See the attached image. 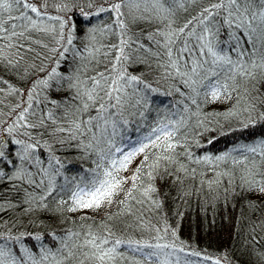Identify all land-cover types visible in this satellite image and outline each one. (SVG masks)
I'll return each mask as SVG.
<instances>
[{
	"label": "trees",
	"instance_id": "trees-1",
	"mask_svg": "<svg viewBox=\"0 0 264 264\" xmlns=\"http://www.w3.org/2000/svg\"><path fill=\"white\" fill-rule=\"evenodd\" d=\"M28 2L38 7L42 15L36 16L35 13L25 10L27 15L36 21V27L33 28L27 19L16 20V31L23 32L24 35L11 37L9 34L8 38H0V77L12 87L23 89L30 87L32 81L44 76L41 68L45 71H50L52 67L57 68L58 76L50 80L47 87L41 86L35 90L32 110L36 112V116H29V119L38 124L41 114L47 117L51 113V119H46L44 126L33 133L40 142L36 156L42 163L37 167L47 169L50 175H55L54 170H58L59 175H55L57 190L45 201L48 210L38 209L35 201L31 204L26 202L27 193L30 192L36 197L42 195V191L31 188L26 183L0 179V237H20L19 241L9 240V246L14 252L21 246L29 249L36 260H40L43 246L51 250L44 253L49 259L43 264H56V260L61 259L57 250H63L62 239H65L69 232H80L82 228L89 227L96 230L101 222L108 223L106 218L111 217L109 226L113 227L116 236L123 240L172 243L170 235L160 241L154 239L158 235L155 228L163 229L166 225L175 230L178 236L174 248L164 249L159 257L152 260L144 259L145 253L151 249L141 252L136 250L135 245L131 248L122 246L120 251L123 252L124 259L119 260L118 264H135L141 260H144V264H159V261L164 259L170 264H214L217 258L221 259V264H264V198L246 191L239 183L245 167H251L252 161L260 164L259 155L247 152L246 148L258 147L264 141V120L259 117L260 113H264V73L257 71L255 79L251 81L238 78L239 91L232 92L231 99L212 101L210 95L205 96L206 90L200 85L199 78L192 76L184 62H181L180 72L188 75L178 74L174 68L165 67L168 63L166 57L161 59L153 55L158 49L148 37L158 28L165 29V23L154 18L133 22L132 15L155 16L151 0H148V3L139 0V9L131 10V14L127 7L122 8L121 11L125 14L123 19L127 25L123 38L129 40L131 51L125 49L130 58L118 64L117 68L123 69L127 76L140 78L142 82L125 86L127 104L123 116L116 114L118 109L110 107L101 115L108 119L109 132L112 131V122H116L115 135L111 138L119 147L125 145L128 139L137 133L147 135L150 128L160 122L183 119L185 123L179 132L182 147L176 148L178 155L174 156V162L161 161L160 169L154 173L156 179L153 186L157 193L153 194L152 199L158 202L159 207L136 192L133 195L138 203L129 201L121 206L119 201L124 200V196L120 195L111 206L99 210L71 212L68 211L70 204L65 206L59 203L61 199H69L67 192L59 191L60 186L71 184L73 178L86 175L88 170L95 167L94 161L98 159L99 150L107 148V145L93 141L92 132L99 136V129L96 128L92 129V132H85L84 135L74 133L75 138L70 135V132L74 131L73 119L87 120L89 115L97 116L96 108H91L88 113L82 115H73L80 102L73 99L77 88L70 87V83L77 85L83 92L92 87L90 77H97V73H106V70L112 68L115 50L111 45L119 43L120 28L115 24L116 14L111 11L99 12V7H107L115 0ZM63 2L69 4L71 12L58 11L56 6ZM214 2L215 0H195L193 3L186 0V10L179 9L176 12V25H183L186 20L197 16L203 8ZM89 3L93 5L92 8L88 7ZM80 8L92 14L84 17L80 14ZM11 14L18 15L16 11ZM55 16L71 18L75 25L73 45L60 41L59 22L51 19ZM4 18L7 19V16ZM218 27L219 33L214 40L217 50L230 53L232 58L236 59L235 54L231 53L232 42L229 35L234 30L227 25ZM53 28L55 31H52ZM194 43L195 38L189 42V46ZM141 44L143 49L139 48ZM179 46L178 44L177 47ZM65 47L68 48L65 55L57 57L54 50H63ZM194 58V55L185 56L183 60L190 64ZM54 59L59 60L58 65L53 62ZM8 60L12 61L11 66L8 65ZM224 71L227 72V66ZM111 75L115 77L116 73ZM69 77L72 78L71 81ZM225 78L224 75L220 77L222 83ZM185 80L189 83L185 84ZM191 80H197V83L193 85ZM145 84L150 85L154 91L146 89ZM0 88L3 89L0 91L2 123L12 114V109L20 103L21 98L11 94L7 85L0 84ZM193 88H196L199 94L193 91ZM193 99L196 104L192 103ZM137 100H140V104L136 103ZM251 103L256 104V110L251 113L250 122L243 110ZM230 109H233L236 115L228 116ZM141 112L143 116L139 115ZM124 119L129 121L127 125L122 124ZM100 123L103 126V121ZM58 128H64L66 131H56ZM15 138L25 139L23 136ZM90 143L91 147H85ZM185 151L191 153V158L185 156ZM149 152L151 165L161 153L152 154L151 150ZM226 154L229 155L224 161L196 162L197 158L204 156ZM245 155L249 157L247 165L232 163L233 159L240 160ZM57 159L60 161L59 165L55 163ZM142 159L143 154L135 157L124 174L131 176ZM2 167L3 164L0 163V168ZM11 167L9 165V169ZM31 171L35 172L36 168ZM220 173L231 174V184L226 183L229 175L219 176ZM36 179L46 182L48 177L40 173L36 175ZM143 179L144 185L147 186V176ZM217 180L219 183H216ZM159 235L164 236L163 231ZM36 236L41 239H35ZM82 239L81 235L79 240L65 239V242L71 245L82 242ZM53 253L56 254L55 257ZM21 254L27 260V254ZM209 257L211 259H208ZM28 264H31V261H28Z\"/></svg>",
	"mask_w": 264,
	"mask_h": 264
},
{
	"label": "snow or ice",
	"instance_id": "snow-or-ice-1",
	"mask_svg": "<svg viewBox=\"0 0 264 264\" xmlns=\"http://www.w3.org/2000/svg\"><path fill=\"white\" fill-rule=\"evenodd\" d=\"M148 3V0H144ZM195 2V0H191ZM186 0H151L152 11L155 13L154 17H137L132 15V20L135 22L139 19H158L165 23V29H157L155 33L148 37L151 43L155 44L158 51L153 55L161 59L167 58L168 63L165 67L174 68L178 74L188 75V73L180 72L181 62H184L190 69L192 76L199 78L200 85L206 90L205 96L211 97L212 101L222 98L231 99L232 92L239 91L237 79L247 78L249 81L255 79V73L260 71L264 73V0H215L210 3L208 7L203 8L197 16L192 19L186 20L183 25H176L174 19L177 10L185 9ZM47 5L45 4L44 7ZM89 3L88 7L92 8ZM58 11L71 12L72 8L69 7L67 2H63L56 6ZM127 7L130 10L139 9V0H115L107 7H99V12H114L116 14L115 24L120 28L119 43L111 45L115 50V62L110 70L106 73H97V77H90L89 81L92 85L91 89H86L83 92L77 85L71 84L70 87H76L77 91L74 100L80 102L79 107L74 109L73 115L88 113L89 109L96 108L97 116H88L87 120L73 119V132L84 135L85 132H92V129H99V136L92 132L93 141L96 144H106L107 148H101L97 153L98 159L94 161L95 167L88 170V173L79 178H73L71 184H64L60 186V192H67L69 195L68 200L61 199L59 201L62 205H71L68 211L76 212L86 209L99 210L105 206H111L116 198L120 195L124 196V200L119 201L121 206H124L129 201L138 203L135 196L139 192L142 197L150 200L153 204L159 207L157 201L152 199L153 194L157 193V189L153 186V181L160 169L161 161L168 163L174 162V156L178 155L175 150L177 147H182L179 132L183 127L185 121L169 120L167 123L160 122L157 126L150 128L147 135L142 139L136 141L134 144L125 148L119 147L112 140L115 135L116 122H112V131L109 132L107 124L108 119L102 116L108 110V107L114 110H119L117 115L123 116L125 105V86L136 82L141 83L140 78L136 76H127L123 69H118L117 65L127 61L130 57L126 54L125 49L131 51L129 40L124 39L127 31L125 23L124 12L122 8ZM35 13L36 16H41L42 13L38 7L28 2V0H0V38L23 36V32H17L18 25L16 20H29L33 28L36 27V21L32 20L27 15V12ZM16 11L18 15L13 16L11 13ZM80 14L88 17L92 13L85 12L80 8ZM98 14V13H97ZM7 16V19L4 17ZM59 22V39L66 41L67 45H73L75 25L72 23L71 18L65 16L51 17ZM195 25V27H193ZM218 25H227L234 31L231 32L230 40L232 42L231 53L235 54L236 59L232 58L230 53L223 50H217L214 43L215 37L219 33ZM65 29H68L66 32ZM199 29V31H197ZM55 31V28L52 29ZM94 31V30H90ZM159 37V39H157ZM195 38V43L189 46V42ZM180 45L177 47V45ZM143 49V44L139 45ZM151 51V49H144ZM56 51L57 57H63L68 51V48ZM98 51V50H97ZM191 63L188 64L184 61L185 56L192 57ZM56 65L59 64L58 59L53 61ZM8 65H12V61H7ZM227 66V72L224 69ZM44 76L31 82L30 87L18 89L14 88L0 77V84L7 85L11 94L19 95L21 100L13 109L12 114L8 119L0 123V163L3 167L0 168V179L8 182L18 181L26 183L31 188L42 191V195L32 196L29 192L27 203L31 204L35 201L38 209L48 210V205L45 201L53 196L57 190L55 184V175H59L58 170H54L55 175H50L47 169L37 167L42 162L36 156V149L39 147L40 142L36 139L33 133L37 132L39 128L44 126L46 119H51V113L47 117L41 116L38 118L39 123L30 121L29 116H36V112L32 110V102L36 95L35 90L38 87H47L49 81L58 76L57 68L52 67L50 71H45L44 68L40 69ZM111 73H116L113 77ZM224 75L225 81L222 83L220 77ZM71 81V77L68 78ZM103 81V83H101ZM207 81V83H204ZM232 81V83H228ZM79 83V82H78ZM189 81L185 80V84ZM197 80H191V84H196ZM145 88L151 89L150 85L145 84ZM0 91H3L0 88ZM193 91L198 90L193 88ZM26 98V99H25ZM140 104V100H137ZM196 104V100H192ZM239 103V97L237 98ZM98 105V108H97ZM135 107V105H133ZM256 110V104L251 103L248 107L244 108V113L247 114L251 122V113ZM112 115V113H109ZM143 116V113H139ZM228 116L236 115L233 109L227 113ZM259 117L264 120V113H260ZM103 121V126H101ZM127 119L122 120V124L127 125ZM248 125H245L247 127ZM56 131L64 132L66 129L58 128ZM23 136L25 139H16L15 137ZM211 143V141H209ZM16 146H19L18 148ZM92 144L85 147H91ZM155 154L160 152L161 155L156 156L153 164H149L150 152ZM246 151L254 155L258 154L260 164L257 165L255 161L251 162V167H245V170L240 175V186L246 191L253 194H258L264 198V141L257 146H248ZM143 154V159L136 166L131 176L125 175L132 164L135 157ZM226 155H219L215 157L204 156L197 158L196 162L210 163L212 161H224L227 159ZM185 156L191 158V153L185 151ZM19 162V163H17ZM51 163V161H50ZM57 165L60 161H55ZM233 164L245 166L249 163V157L243 156L240 160L233 159ZM9 165L12 167L9 169ZM183 168L184 166L181 165ZM36 168V171H31ZM4 169H8L5 171ZM42 173L48 179L37 181L36 175ZM219 176L229 175V180L226 183L231 184L232 175L220 173ZM147 176V186L144 185L143 177ZM219 183V180L216 181ZM130 185V187H125ZM227 191V189H225ZM53 199H55L53 197ZM31 210V209H30ZM87 220L88 217H83ZM108 223L101 222L96 230L91 227L84 229L80 232H69L65 239H77L83 236L82 242L68 244L65 239H62V249H58L61 259L56 260V264H118V261L124 259L123 252L120 251L122 246L131 248L135 245L137 251L143 252L144 249H151L145 253V260H152L159 257L164 249L174 248L176 240L178 239L177 232L171 229L170 226H165L163 229L155 228L157 236L154 238L160 241L167 236L172 237V243H152L149 241H132L123 240L116 236L113 227L109 226L112 218H106ZM95 223V222H94ZM163 231L164 236L159 233ZM23 235V234H22ZM19 241L20 237H12L11 235L0 237V264H43L44 261L49 259V256L44 253H49L51 250L41 246V258L35 259V255L23 246L14 252L9 246V240ZM35 239L40 240V236ZM181 250H183L181 248ZM21 253L27 254V260ZM55 257V253L52 254ZM199 255V253H194ZM208 259H211L210 257ZM135 264H144V260L136 261ZM159 264H170L167 259L159 261ZM214 264H221V259L217 258Z\"/></svg>",
	"mask_w": 264,
	"mask_h": 264
},
{
	"label": "rangeland",
	"instance_id": "rangeland-1",
	"mask_svg": "<svg viewBox=\"0 0 264 264\" xmlns=\"http://www.w3.org/2000/svg\"><path fill=\"white\" fill-rule=\"evenodd\" d=\"M144 136H145L144 133H141V132L140 133H137L136 135L131 136L128 139V141H127V143L125 145L120 146V147L125 148L127 146H130V145L134 144L136 141L142 139Z\"/></svg>",
	"mask_w": 264,
	"mask_h": 264
}]
</instances>
